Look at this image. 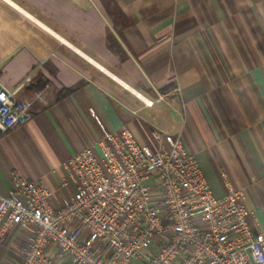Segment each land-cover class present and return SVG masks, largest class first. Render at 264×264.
I'll use <instances>...</instances> for the list:
<instances>
[{"label": "crops", "instance_id": "0c3cea01", "mask_svg": "<svg viewBox=\"0 0 264 264\" xmlns=\"http://www.w3.org/2000/svg\"><path fill=\"white\" fill-rule=\"evenodd\" d=\"M0 82L32 115L0 138V195L17 175L69 200L64 164L95 144L92 108L152 148L155 132L181 135L214 193L224 172L264 233V0H0ZM134 91L165 99L147 108ZM29 239L12 227L0 264H19Z\"/></svg>", "mask_w": 264, "mask_h": 264}, {"label": "built area", "instance_id": "2783aa9c", "mask_svg": "<svg viewBox=\"0 0 264 264\" xmlns=\"http://www.w3.org/2000/svg\"><path fill=\"white\" fill-rule=\"evenodd\" d=\"M18 90L0 82V138L32 120ZM134 93L147 108L165 99ZM87 115L97 140L64 164L69 200L58 205L47 183L17 175L0 195V242L14 226L30 234L19 264H264L244 193L221 172L217 196L181 135L155 132L152 148L129 128L108 129L94 109Z\"/></svg>", "mask_w": 264, "mask_h": 264}, {"label": "trees", "instance_id": "16d2710c", "mask_svg": "<svg viewBox=\"0 0 264 264\" xmlns=\"http://www.w3.org/2000/svg\"><path fill=\"white\" fill-rule=\"evenodd\" d=\"M72 91H69L68 93L70 94Z\"/></svg>", "mask_w": 264, "mask_h": 264}]
</instances>
